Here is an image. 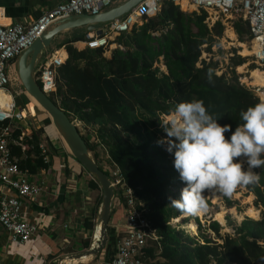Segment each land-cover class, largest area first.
I'll return each instance as SVG.
<instances>
[{
    "label": "trees",
    "instance_id": "16d2710c",
    "mask_svg": "<svg viewBox=\"0 0 264 264\" xmlns=\"http://www.w3.org/2000/svg\"><path fill=\"white\" fill-rule=\"evenodd\" d=\"M182 11L173 4H163L155 17L144 19L142 25L134 27L130 33L117 37L116 43L124 50H113L108 59L103 56L102 49L78 51L72 46L84 41L85 36L65 40L58 48L64 47L68 58L58 69L56 92L49 98L71 122L77 120L84 125L98 126L97 139L111 164L119 171L125 187L130 188L143 205L147 220L156 230L158 241L150 243L145 249V264H264L261 259L264 257V219L254 221L245 218L238 226L226 219V226L233 230V235L220 234L224 228L220 221L224 223V220L209 222L205 230L214 234L221 243L205 234L199 235L200 242L169 224L170 219L190 217L179 209L174 212L169 199H176L178 190L186 185L174 167V152L165 151L158 143L156 125L152 121L141 124L138 115L150 119L166 115L167 118L178 103L203 100L209 114L218 123L232 126V131L225 133L226 139H230L236 127L243 123L240 113L259 102L238 82L233 70L230 79L225 74L218 76L215 62L200 59L201 47L207 45L204 51L210 53L213 43H217L216 38L222 36L224 27L221 23L217 22L209 29L204 23L205 12L188 14ZM233 29V36H237L239 42L250 39L241 16H235ZM156 32L159 36L152 37L151 34ZM233 36L231 34L228 38ZM62 54L66 58L65 53ZM160 58L166 67V74L154 67ZM244 62V58L237 57L233 66H240L239 71ZM250 67L255 69L254 65ZM210 69L211 82L208 78ZM19 97L15 98L17 106L25 108L31 104L28 96L22 94ZM43 124L52 126L49 117L43 120ZM26 126L22 125L13 132L14 140L24 134L23 148L10 145L11 154L17 159L20 170L30 176L37 175L41 170L49 172L51 164L44 161L38 147L43 131L31 128L26 134L29 129ZM82 139L88 151H93L94 147L84 137ZM47 148L53 162L57 151L50 144ZM99 168L110 176L108 171L101 166ZM66 171L69 174L67 166ZM256 172L261 176L258 184L241 186L255 197L254 206H260L264 212V167ZM79 175L82 176L81 173ZM87 186L90 190L100 188L94 177ZM169 187L175 193H170ZM206 203L210 205L208 201ZM226 205L233 207L228 199ZM116 208H121L122 212L115 213ZM125 209L126 200L118 190L111 215L115 214L118 218ZM197 225L201 230L198 222ZM93 226V222L84 220L85 230L90 231ZM107 234L105 264H110L116 253L118 237H114L110 228ZM82 244L83 248H89L88 241Z\"/></svg>",
    "mask_w": 264,
    "mask_h": 264
},
{
    "label": "built area",
    "instance_id": "2783aa9c",
    "mask_svg": "<svg viewBox=\"0 0 264 264\" xmlns=\"http://www.w3.org/2000/svg\"><path fill=\"white\" fill-rule=\"evenodd\" d=\"M115 1L117 0H65L44 10L36 20L29 23L10 22L0 5V93H5L9 98L5 102L0 101V227L10 235V241L15 245H23L36 235V225L21 218V202L35 201L43 193L44 183L31 181L30 175L20 170L17 159L10 151V145L22 147L24 134L17 140L12 138V134L26 119L17 112L18 107L15 104V98L20 94H13L10 90L11 67L52 26L82 15L98 16L112 9L104 8H108ZM183 2L194 7L193 11L198 14L201 11L207 14L204 23L209 29L217 22L223 27L230 25L233 29L235 16H241L250 35L246 42L251 52L248 56L251 58L250 65H254V70L263 74L262 84H245V87L260 101L264 97V0H143L121 18L108 22V27L101 25L96 34L94 31L85 34V49H102L106 52L114 47L123 51L124 48L116 43L117 37L130 33L134 27L142 25L144 19L155 17L163 4H173L182 11ZM151 35L158 37L159 32ZM55 54H51L41 65L35 66L34 78L48 96L56 92L57 72L65 63L60 55ZM38 147L44 161L49 163L47 146L40 143ZM113 177L109 176L113 178L112 185L119 186L122 190L126 209L123 213L122 230L117 235L116 253L110 264H145V249L150 243L158 241L156 230L147 220L143 205L133 191L123 184L118 170Z\"/></svg>",
    "mask_w": 264,
    "mask_h": 264
},
{
    "label": "rangeland",
    "instance_id": "374dc122",
    "mask_svg": "<svg viewBox=\"0 0 264 264\" xmlns=\"http://www.w3.org/2000/svg\"><path fill=\"white\" fill-rule=\"evenodd\" d=\"M126 1L127 0H117V1L113 2V4L111 6H109L108 8H104V9H110V8L116 7L118 5L123 4ZM182 7H183V5H182ZM185 9H187L188 14L194 12L191 9L190 10H188V8H185ZM221 18L225 19L223 17V15H221ZM102 25L104 27H108L109 23H103ZM139 26L140 25H138V27ZM229 27H231V28H229ZM52 28H54V26H52L50 28V30ZM73 30L74 31H72L69 34H64V33L60 32L58 35L54 36L50 47L46 49V52H47L46 54L49 55V52H51L53 49H57L72 34H75V35L77 34V36L78 35L79 36H85V34L88 32L93 33L92 31L88 30L87 26H81V27H79V29L75 28ZM233 32L235 33V31L232 29V26L228 25L227 27H224L222 36L220 38H216L217 43L216 42L213 43L210 53H208L207 51H204L205 48L207 47V45H203L201 47L202 51H201L200 59L205 60L206 62H209V61L215 62L217 64V69L215 70V73L218 76L225 74L226 78L230 79L231 72L233 70L234 74L236 76H238V82L245 87V84H248L250 79L252 80L251 73L253 72L254 69L251 70V67H250L251 66L250 65L251 64V58L248 57L250 55V53H246L247 43L246 42H243V43L239 42L237 36H236V38L233 36ZM231 34L233 37L228 38V36H230ZM116 49L117 48H112V47L109 48L106 52L103 53V56L106 59L110 58L113 50H116ZM19 57L15 60L13 67H11L12 72L10 75V78H11L10 90L13 94L18 93V94H20L19 96H21L22 94H24V95H26V94H25V91L21 85V82H20V80L18 78V74H17V61H18ZM41 57H42V59L44 58V56H41ZM237 57L245 59V62L241 65L242 67L239 69V71H238V67H240V66H238V67L233 66V62L235 60H237ZM40 61H41V58L36 63V66H38L40 64ZM198 66H199V63L197 64V67ZM154 67L159 68V70L165 74L167 73L166 67L163 65L162 59H158V62L154 63ZM19 96L17 98H20ZM29 99L31 101V104L25 106V108H22V105H20V106L16 105L18 108L21 109V111L25 115H27L24 122H22L23 126L27 125L26 127H29V129L26 130V134L30 133L31 128H32V130L38 131L39 129H41L43 131V133H41V135H40L41 143H44L46 146L51 144L55 150L58 149V154L56 155L57 158H61V160H64V161H65V159H67L66 163H67V166H69L70 170H68L69 174L65 173L63 176V180H65V185H63V186L65 187L66 190H69L70 192H72V190H76L77 192L79 191V194L81 195V197L79 195L80 202H78V205L75 206L76 202H74V200L71 199L69 201V205L64 207V208H71L72 210L76 209V207H77L76 213L73 214V217H77L76 221H71V219L69 218L67 220V222L65 223V225L70 226V227H74L75 229H79L81 234L78 235L77 237H72V240H71V244H74L75 246L78 245V247L76 248V252H71V249L69 247H67V245H65L63 247L64 249L62 252H64V255H67V256H70L73 254H78V252L80 253V251L87 250V249L82 247L83 246L82 243L84 241L89 242V247L92 244L93 229L94 228L90 231L84 230L81 222H83L84 220H88V221L93 222V224L95 226L97 216H98V212H99L100 205H101V204L99 205V202L101 201V189L98 188V190H90L88 188L87 183L93 177L91 175H89L84 169H82V167L71 156L67 146L62 141L63 139L58 134V132L54 128V126L43 124V120L45 118H48V115L43 110H40V107L36 104V102L32 98L29 97ZM17 101H20V100H17ZM165 116L166 115H159L158 118L150 119L148 117L138 115V118L140 119L141 124H144V123L148 124L149 121H152L156 125V127H154V129H156L159 133L158 134V141H166L168 139L167 133L161 127V121L166 118ZM73 124L77 127L80 135L82 137H84L88 141V143L94 147V150L90 152L92 158L97 161V163L99 164V166H101L103 168V170L108 171V174L111 177H113L114 172H116L117 170L111 164L109 157L107 155V152L105 151L104 147L100 144L99 139H97L98 126L92 125V124L84 125L83 123H81L77 120H73ZM50 138H52L53 141H51ZM130 139H131V137H130ZM172 139H174V138H172ZM159 144L163 147V149L165 151H167V147H168L167 143H159ZM30 148L31 147L29 146V149ZM240 160H243L244 167H245V169H247L246 159L240 158ZM237 162H239V161H237ZM72 168L75 169L76 172H78V173L81 172L82 176L77 175L78 178L74 177V174L72 172ZM257 169L258 168L254 169V171L256 172ZM112 179H111V182L113 181ZM182 189L183 188L181 187L178 190V197L176 199L179 198ZM118 190H119V192L121 190L119 186L114 187V194ZM169 191H170V193H175V190L172 187H169ZM121 192H122V190H121ZM203 195H204L205 200L208 201V203L210 204L209 206H207L208 213L206 215H204L203 217H200L198 215L191 216V215H185L184 214L185 216H190V217L183 218L184 219L183 220L182 219L183 216H181V218H177V219L171 221V224L174 226V228L176 230H178V229L183 230L185 234L189 235L190 237L195 238L196 240H198L200 242H201V239H200L199 235L205 234V235H209L217 243H221V241L215 239L214 234L210 233L209 230H205V228L208 226L209 222H211V221H220L219 219L224 220L225 221L224 223L222 221H220L222 224L221 226L224 227L220 231V234L221 235H225V234L233 235V230L226 226V219L231 220L232 223L236 226H238L245 218L254 220L252 216H248L246 213V210L248 209V207H250V212L252 215L257 214L258 210L260 212L259 219L254 220V221H260V220L264 219V212L262 211V208L260 206L258 208H256L254 206L255 197L252 194L248 193L246 188L243 186H238L230 196L223 193L222 191H220L219 189H216V188L206 190L203 193ZM121 196H122V193H121ZM226 199H228L229 201H231L233 203L232 208L227 207ZM115 202H116V200H115ZM96 207H99V208H97V212L95 211ZM177 210H178L177 208L173 207L174 212ZM114 211H115V213L117 211L122 212L121 208H116V209H114ZM223 211L225 213L224 216L222 214ZM111 217L112 218L109 221V227L108 228L112 229L114 237H117V235L120 234L119 232L122 230V224H124V216L122 213V216H120L118 218L115 216V214L111 215ZM188 221H190V222H188ZM183 222H185V223H183ZM197 222L200 224V226L202 228L201 230L198 229ZM71 230H74V229L71 228V229H66L63 231L64 232L67 231L66 233H69V232H72ZM107 237H109L108 234H107ZM106 248L107 247L105 246L100 253H98L95 256H92L89 260H93L92 262H95L102 255H103V259H104V257L106 255H104L105 253L103 254V252H105ZM67 256H64V257H67ZM92 262L90 264H92Z\"/></svg>",
    "mask_w": 264,
    "mask_h": 264
},
{
    "label": "clouds",
    "instance_id": "9594fccd",
    "mask_svg": "<svg viewBox=\"0 0 264 264\" xmlns=\"http://www.w3.org/2000/svg\"><path fill=\"white\" fill-rule=\"evenodd\" d=\"M211 73L210 69V82ZM240 115L243 123L230 139L225 133L232 131V126L218 123L203 100L180 102L160 120L168 139L158 143H167V151L174 152V167L186 185L178 199L169 197L170 205L183 214L195 216L206 211L203 193L208 189L230 196L238 186L259 183L261 176L254 169L264 167V97ZM240 158L246 159L247 169Z\"/></svg>",
    "mask_w": 264,
    "mask_h": 264
},
{
    "label": "crops",
    "instance_id": "0c3cea01",
    "mask_svg": "<svg viewBox=\"0 0 264 264\" xmlns=\"http://www.w3.org/2000/svg\"><path fill=\"white\" fill-rule=\"evenodd\" d=\"M63 1L65 0H0V5L4 8L5 17L8 18L10 22L29 23L36 20L44 10ZM72 31L74 30L63 31L62 33L69 34ZM93 31L95 34L98 32V30ZM72 35L67 39L77 36V34ZM80 45H83V47L78 48ZM72 46L78 51L85 50L84 41L73 43ZM46 53L47 52L43 55V59L41 57L39 65H41L45 59L49 58L53 53H56L55 55H60L64 61L68 58L64 47L53 49L49 52V55ZM62 53H65L66 58ZM39 60L40 58L36 63ZM50 140L53 141L52 138H50ZM56 151L58 154V149L55 150V152ZM48 162L51 164L49 172L41 170L37 175L29 176V179L33 182L43 181V193H41L35 201L21 202V218L26 222L36 225V235L25 244L18 246L11 243L10 235L0 227V264H57L65 258L64 256H67L62 252L65 245L71 249V252H76L78 245L75 246L74 244H71V240L72 237H77L81 234L80 230L66 226L65 223L69 218L71 221H76L77 217H73V214L76 213L77 207L73 210L64 207L69 205L71 199L76 202L75 206L78 205L81 195L79 194V191L72 190V192H70L63 186L65 185L63 176L67 172V163H65L64 160H61V158L55 156L53 162L48 156ZM67 170H70L69 166H67ZM72 172L74 177L77 178L81 173L76 172L73 168ZM173 219H170L169 221V224L172 227H174L171 224ZM83 222H81L82 225ZM71 228L74 229L71 230L72 232L66 233L67 231H63ZM89 259L90 258H88V260H82V262L71 260L67 263L90 264L93 260ZM92 264H105V257L103 259V255L100 256L95 262H92Z\"/></svg>",
    "mask_w": 264,
    "mask_h": 264
},
{
    "label": "water",
    "instance_id": "95a60500",
    "mask_svg": "<svg viewBox=\"0 0 264 264\" xmlns=\"http://www.w3.org/2000/svg\"><path fill=\"white\" fill-rule=\"evenodd\" d=\"M143 0H127L123 4L114 7L98 16L82 15L77 18H70L59 24L53 29L43 34L37 39L27 50H25L17 61V74L26 96L31 97L48 115L51 124L54 125L59 135L67 146L69 153L76 162L89 175L95 178L101 189V205L98 212L96 225H100L99 239L95 245H91L89 249L83 250L78 254L68 257L79 259L83 256H95L100 253L108 243L107 230L111 219V211L114 205V186L107 174L100 170L97 163L92 158L87 149L86 143L78 132L77 127L71 122L64 112L58 108L38 86L34 78L36 72V61L45 54L49 48L54 36L60 32L87 26L89 31L97 30L103 23H108L114 19L121 18L128 13L134 6ZM95 230V229H93ZM57 264H63V260Z\"/></svg>",
    "mask_w": 264,
    "mask_h": 264
},
{
    "label": "bare ground",
    "instance_id": "6f19581e",
    "mask_svg": "<svg viewBox=\"0 0 264 264\" xmlns=\"http://www.w3.org/2000/svg\"><path fill=\"white\" fill-rule=\"evenodd\" d=\"M182 5H183V7H182ZM185 8H188V10H194V7H192V6H187V3L186 2H183L182 4H181V10H183V11H187V9H185ZM112 48H114V47H112ZM246 53H250V55H251V52H250V50L247 48V50H246ZM249 55V56H250ZM251 78H252V80H251V82L249 81V83L248 84H252V85H260V84H262L263 83V74L262 73H260L258 70H253V72L251 73ZM31 98V97H30ZM7 100H9V98H8V96L5 94V93H0V101H2V102H5V101H7ZM34 100V99H33ZM37 104V103H36ZM38 105V104H37ZM39 106V105H38ZM40 107V106H39ZM40 109H41V107H40ZM42 110V109H41ZM17 112H20L24 117H27V115H25L22 111H21V109L20 108H17ZM53 125V124H52ZM54 126V125H53ZM55 128V127H54ZM56 129V128H55ZM58 132V131H57ZM59 134V133H58ZM233 212V211H232ZM208 213V209L206 210V211H204V212H201L198 216H200V217H203L204 215H206ZM246 213H247V215L248 216H252L253 217V219L254 220H258L259 219V217H260V212H259V210L257 211V214H255V215H252L251 214V212H250V207H248V209L246 210ZM223 216H224V211H223ZM99 228H100V225H96V227L94 228L95 230H93V240H92V244L93 245H95L96 244V241L99 239V236H100V233H99ZM91 244V245H92ZM88 258H91L90 256H83V257H81V258H79V259H75V258H70V257H65L64 259H63V264H68L67 262L68 261H71V260H73V261H81L82 262V260H88ZM80 263V262H79ZM72 264V263H71Z\"/></svg>",
    "mask_w": 264,
    "mask_h": 264
}]
</instances>
